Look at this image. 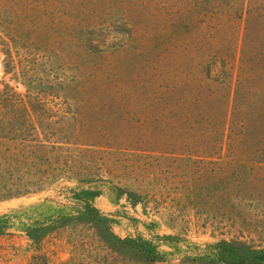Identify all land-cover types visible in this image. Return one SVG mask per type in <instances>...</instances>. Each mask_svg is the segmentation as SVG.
<instances>
[{"label":"rangeland","instance_id":"1","mask_svg":"<svg viewBox=\"0 0 264 264\" xmlns=\"http://www.w3.org/2000/svg\"><path fill=\"white\" fill-rule=\"evenodd\" d=\"M7 83L75 129L95 179L1 198L0 264H200L223 238L264 246V0H0ZM87 188L108 220L77 215Z\"/></svg>","mask_w":264,"mask_h":264},{"label":"trees","instance_id":"2","mask_svg":"<svg viewBox=\"0 0 264 264\" xmlns=\"http://www.w3.org/2000/svg\"><path fill=\"white\" fill-rule=\"evenodd\" d=\"M30 97V94L17 92L8 83L0 88V199L41 189L63 176L95 179L94 167L81 153L83 148L75 138V129L54 128L53 124L60 119L35 112L29 106ZM84 191L89 201L84 202L77 215L89 221L108 220L91 201L99 191L90 188ZM133 193L135 201L139 200L137 197L141 192ZM6 226V218L0 216V232ZM32 236L38 242L36 236ZM117 240L121 242L118 249L130 252L135 248L132 242L141 241L143 244L134 255L144 262H154L162 257L157 245L150 240ZM200 259V264H264V246L255 247L245 240L223 238L214 242L212 250L200 255Z\"/></svg>","mask_w":264,"mask_h":264}]
</instances>
